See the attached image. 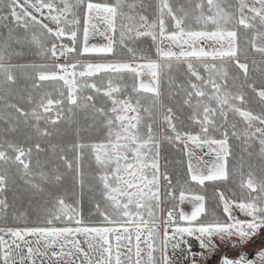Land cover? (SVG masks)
Here are the masks:
<instances>
[{"label":"snow or ice","instance_id":"snow-or-ice-1","mask_svg":"<svg viewBox=\"0 0 264 264\" xmlns=\"http://www.w3.org/2000/svg\"><path fill=\"white\" fill-rule=\"evenodd\" d=\"M82 3L83 0H78L77 5L65 2L61 7L56 0H0V23H4L5 27L9 23L14 24L26 32L39 26L40 34L37 36L34 33L31 42L41 50H44L41 39L44 35L54 36L56 39L67 37L72 41V47L53 42L50 49L53 59L66 57L69 53L81 56L115 55L114 40L108 33L116 31L118 16H123L129 21L128 24L121 26L120 43L127 47V51L134 59H144L146 63L133 65L77 62L56 64L51 71L43 68L37 70L38 81H63L67 86L66 101L69 105V114L81 107V97L77 92L79 85L75 79L77 75L87 79L101 72L117 74L128 72L139 79L147 74L152 79L149 84L141 82L139 91L151 93L155 98L160 95L156 86L158 74L164 68L174 67L173 61H184L188 73L198 82L190 83L187 91L188 99L185 103L193 106L191 101L193 98L196 99V104L193 106L196 109L193 120L199 122L202 134L192 135L178 131L173 123L176 117L169 108L165 120L175 135L169 136L168 139L171 142L185 143V150L188 143L196 148H203L206 145L215 154V160L207 166L206 172L199 165L194 166L189 163L191 180L203 185L205 181H216L226 177V160L230 154L229 132L225 131L222 139L211 138L209 132L216 128L217 117L227 122L229 112L242 117L246 122V127L242 130L237 129L236 124H232L231 136L240 140L245 149L252 147L253 141H258V155L264 158V109L254 114L243 108L246 103L245 96L242 92L233 93L229 90L226 66L215 63L217 59L225 57L237 60L240 38L237 29L240 27L246 32V42L256 53L264 56V0H238V3L207 0L206 5L203 2L195 3L192 15L196 24L201 26L199 30H194L188 23L189 13L184 11V8L177 10L170 0H159L158 34L156 22L149 23L145 15L137 16L135 3L127 4L130 14L125 16L124 5L120 0H117L115 5L88 0L82 9L84 42L83 47L79 48L77 31L60 25H67L69 22L79 25L77 12L73 11V8L79 7ZM45 10L57 25L55 31L37 18V14L44 16ZM69 13L72 16L71 21L67 19ZM169 18L174 22L173 30L167 27L166 21ZM93 20L96 22L91 23ZM248 33L251 35H247ZM97 34L108 43L90 45L89 36ZM142 37H150L153 44L159 39L156 52L163 63H157L147 56L136 57V49L128 47V43ZM16 43L12 39L11 30L7 37L0 40V78H2L0 85L6 88L16 84L18 70L30 67L11 63L12 59L20 56L14 51ZM173 46L179 51L173 50ZM193 61L196 63L194 64ZM200 66L208 73L206 78L198 71ZM236 66L243 70L247 79L249 66L238 61ZM37 86L34 79L33 87ZM84 87L100 91L94 83L85 84ZM248 87L256 92L253 84H249ZM117 91L119 89L109 82L108 89L104 93L112 99L111 112L115 114L114 120H108L109 127L119 122L120 130L116 132L115 141L109 139L107 143L75 145L78 153L75 162L68 160L64 155L59 156L61 163L70 170L74 169L77 178L82 182L81 154L85 149H90L94 154L95 163L104 173L99 177L102 193L111 206L105 209H101L99 205L96 207V212L103 218L104 226H85L76 208L68 206L64 199L49 192L51 208L38 223L33 226L0 227V264H36L37 259H40V264H44L45 258L48 264H264V237L261 236L264 232V177L257 182L252 171L248 172L246 181L241 182L243 188L250 190L246 201H230L223 192L219 193L223 214L226 217L224 220L204 221L202 214H207L205 197L198 194L187 197L181 190L179 201L183 203L185 199L190 198L194 207L190 215L180 211L178 220L176 208L170 209L164 221L165 230L161 240L154 211L159 207V144L151 126L148 127L147 136L142 134L138 114L135 116L124 114L138 113L139 101L133 106L128 100L112 98L113 93ZM256 95L259 103L264 105V86ZM59 97L41 95L39 103L31 113L15 103L6 104L5 110L6 112L12 110L18 114L15 117L17 121L23 118L27 122L28 117L31 116L37 124L40 120H44L45 123L55 126L57 121L67 118L63 109L65 103L63 91L59 92ZM86 99L91 101L93 97L88 96ZM205 100L214 101L217 107L204 103ZM30 102L35 103L31 99ZM155 103L153 99V104ZM85 106L94 107V105ZM144 111L147 112L149 109L145 108ZM201 111L202 119H200ZM96 112L103 113L104 109H96ZM4 119L11 122L13 116L9 114ZM257 122L259 126H256ZM36 132L50 135L47 129L41 133L39 127H36ZM35 147L39 151L40 145L36 144ZM31 157L32 148L26 150L23 146L11 142L0 145V163L3 165L0 167V193L8 188L9 170L12 166L18 170L22 168L25 178L36 175L32 172ZM37 165L39 166V161ZM149 172L150 178L147 174ZM38 175L42 181H47L52 186L60 185L63 180L59 168L51 174L40 171ZM164 179L168 180L166 174ZM28 185L33 196L43 197L45 190L40 184L29 181ZM169 187H171L170 181ZM173 192L169 195H173ZM253 192L258 195H251ZM130 206H134V212L129 210ZM233 206L238 208L247 219H236L233 215ZM7 207V201L0 199V209ZM144 210L147 211L149 219L141 215ZM56 221L64 222L66 225H72L75 221L76 226L57 227ZM180 222L184 224L181 225ZM169 227L172 229L171 233L168 231ZM189 238H194L198 242L197 250L192 249ZM257 241L260 244L259 249L254 254L248 252L246 249ZM157 252L161 253L159 260L156 259Z\"/></svg>","mask_w":264,"mask_h":264},{"label":"trees","instance_id":"trees-1","mask_svg":"<svg viewBox=\"0 0 264 264\" xmlns=\"http://www.w3.org/2000/svg\"><path fill=\"white\" fill-rule=\"evenodd\" d=\"M88 0H83L86 4ZM92 2L109 3L112 0H92ZM173 7L179 10L184 8V11L189 13L188 23L194 28L199 29L201 26L196 24L195 17L192 15L193 6L195 3L203 2L206 5L207 0H170ZM225 2L237 3L236 0H225ZM156 1L155 0H140L139 9L148 20L156 19ZM142 5V7H140ZM207 9L205 8V13ZM81 12V19H82ZM183 15V13H181ZM169 30H173L174 22L170 18L166 21ZM82 25V23H80ZM242 27L238 28L239 31ZM11 30L12 39L17 42L14 51L19 53L18 58L12 59V64L28 65L30 67L24 70H18L17 82L11 88H6L0 85V145L5 142H11L23 146L26 150L32 148L31 168L36 175L25 178L23 170L12 166L9 170L8 188L5 192L0 193V199L7 201L8 207L0 209V227H23L25 225L33 226L38 223L39 219L44 218L47 211L51 208V200L49 192L55 196L65 200L70 207L76 208L82 218L85 226H103V218L96 212L97 205L101 209L110 208L109 202L102 193V188L99 182V168L93 159V153L90 149H85L81 154L80 166L82 172V182L77 178L75 170H70L66 165L59 160L60 155H64L68 160L75 162L77 157V144H92L99 143L106 139L108 130V119L111 114L112 101L108 96L104 95V90L108 88L109 82L112 85H117L119 88L118 95L126 98L133 106L139 101L138 112L142 122L151 125V128L158 131V113L161 114V152L163 161V170L168 177L165 180L163 177V194L166 202L172 201L177 193L184 188L191 193H197L205 197V209L207 214H202L204 221L212 219L224 220L226 217L223 214V205L219 200V193L223 192L227 199L237 202L246 201L250 190L241 186L242 180L247 179L249 171H252L257 179V182L264 177V158H261L259 153L258 143L253 141V146L245 149L242 142L231 136L232 124H236L237 129H244V120L238 115L231 112L228 114L227 122L223 118L217 117L215 123L216 128L211 130V136L216 139H222L225 131L229 132L228 143L230 154L226 160V177L216 181H205L203 185L193 183L188 179V173L185 166V156L182 142H171L169 136H174L171 128L165 120L168 114V109H172V115L176 117L173 121L178 131L184 133H197L201 131V126L198 121L193 120V106L185 103L187 100V91L191 81H195L185 69L177 63H173L174 67L164 68L160 72V100L153 97L151 93H143L136 89V77L128 72L123 73H97L93 77L81 79L85 84H96L100 91L97 92L89 87H78L77 92L80 99L81 107L74 110V113L69 114L66 97L67 86L63 81L58 82H40L36 78L38 69L48 71L54 70L56 64L64 62L62 58L53 59L50 55L51 44L59 43V40L54 36L44 35L41 37L44 44V50H41L37 45L31 42V38L35 33L40 34V28L25 31L23 28H17L14 24L9 23L5 27L4 23H0V40L7 37ZM79 31V28H78ZM63 42L68 46H73L72 41L68 38H62ZM77 47L82 48V35L78 32ZM115 55H97L88 54L86 56L69 53L66 56V62L71 61H90V60H132L134 58L127 51V47L115 43L113 45ZM128 47L136 49L135 54L141 53L148 59H155V47L150 37H142L138 40L131 41ZM230 60L225 57V60L232 64V74L230 76L237 89L236 92H242L245 96L246 103L242 106L249 109L254 114H258L264 105L259 103V98L256 93L264 86V60ZM256 57V56H249ZM245 63L249 66L247 79L245 73L236 65V61ZM2 79V78H0ZM36 79L37 87H33V81ZM253 84L256 88L254 92L248 87ZM183 85V87H181ZM64 92V114L67 118L57 121L53 126L51 123H45L40 120L39 123L31 116L25 122L23 118L19 121L15 119L18 115L12 110L6 112L5 105L15 103L23 110L31 113L33 108L39 103L41 95L49 94L53 98H60L59 92ZM92 96L93 100L88 101L86 98ZM34 100L35 103H31ZM153 99L156 103L153 104ZM192 99L191 104L193 103ZM85 105H94L86 107ZM147 108L149 111L145 112ZM96 109H104L103 113H97ZM41 111H43L41 109ZM12 115L13 120L8 122L4 119L6 115ZM36 127H39L41 133L47 129L50 135H42L36 132ZM36 144L40 145L39 151L36 150ZM251 153V154H250ZM39 161V166L37 165ZM0 163V167H2ZM56 168H59L63 175V180L60 185L52 186L47 181H42L38 173L40 171L46 174H51ZM40 184L45 192L43 197L33 196L29 189L28 182ZM169 181L171 187H169ZM174 190V192H173ZM173 192V195H169ZM255 192L251 193L254 195ZM258 195V193L256 194ZM173 202V201H172ZM171 202V204H173ZM163 215L177 205H162ZM178 217V213H177ZM182 225L184 222H180ZM55 226H72L75 227V221L72 225H66L64 222L56 221Z\"/></svg>","mask_w":264,"mask_h":264},{"label":"rangeland","instance_id":"rangeland-1","mask_svg":"<svg viewBox=\"0 0 264 264\" xmlns=\"http://www.w3.org/2000/svg\"><path fill=\"white\" fill-rule=\"evenodd\" d=\"M155 1H156V4H155V6H156V9H155L156 10V19H155V22L157 24L156 31H157V34H158L159 33V27H158V24H159V13H158L159 0H155ZM236 1L238 3V0H236ZM65 2H68V3L72 4V5H77L78 0H56V3L58 5H60L61 7H63V4ZM116 3H117V0H112V2H111L112 5H115ZM120 3L122 5H124L123 11L125 13V16H127V15L130 14L129 13V9L127 8V4H129V3H135L137 5V8L135 9V13L137 14V16L138 15H144V14L141 13V11L139 9L140 0H120ZM85 6H86V4H83L82 3V4L79 5V7L73 8V11L77 12V19H79V21H80V23H82V25H80V23H79V25H73L71 22H69L67 25H65V24H61L60 25V27H65L66 29L77 31V34H78V32L81 33V35H82V47H83V42H84L83 41L84 25H83V15H82V19H81V12H82V9ZM82 14H83V12H82ZM37 18L38 19H41L42 23L47 24L48 27L52 28L54 31L56 30L57 25H56L55 22H53L50 19V17L48 16L47 10H45L44 16H40L39 14H37ZM67 19L69 21H71V19H72L71 13H69L67 15ZM95 22H96L95 20L91 21V23H95ZM148 22L149 23H152L154 21L153 20H151V21L148 20ZM128 23H129V21L126 20L125 17H123V16H118L117 17V19H116V31L115 32H111L110 31L108 33L110 36L113 37L114 44L115 43H118L119 45H122L120 43L121 26L122 25H126ZM78 28H79V31H78ZM194 30H199V29H194ZM238 32H239V36H240L239 41H238V48H239V55L238 56H242V57H239L238 59L239 60H243V61H245V60H252V59H262V60H264V56H261L260 54L256 53L251 48L250 44H248L246 42V40H245V35H246L245 30L242 28ZM247 35L250 36L251 34L248 33ZM62 38H67V37H62ZM62 38L58 39L59 40V43H57V44L58 45L64 44V45H67L68 46L67 43L63 42V39ZM125 39H127V37H125ZM106 43H108V41L106 39H104L103 37L99 36L98 34L97 35H90L89 36V44L90 45H92V44H106ZM129 44H131V41H129L128 45ZM158 44H159V39L157 40L156 44H154L156 57H155V59H151V60H153V61H155L157 63H163V61L160 60V58H159V56H158V54L156 52V47H157ZM69 47H71V46H69ZM173 50L179 51V49L178 48H175V46H173ZM58 51H59V49H58ZM135 55H136V57L145 56L144 54L141 55V53L135 54ZM249 56H256V57H249ZM222 60H225V59L224 58L217 59L215 61V63L218 64V65H225L226 66V70L228 72V80H227V83H228V86H229V90L232 91L233 93H236V90L235 89H237V88H236V86L234 85L233 81L230 78V76L232 74V69H231L232 64H231V62H227V61L221 62ZM239 60H238V62L240 63ZM124 61H126V60H111V61L90 60V61H81V62L82 63H124ZM146 62L147 61L144 60V59L137 58V59L128 60L125 63H129V64L135 65V64H141V63H146ZM65 63H67V64H76L77 61H71V62H66L65 61L62 64H65ZM172 63L179 64L188 73L187 66H186V62H184V61H173ZM193 63L195 64L196 62L193 61ZM236 63H237V61H236ZM69 71H71V69ZM77 71H79V69H77ZM198 71L205 78L208 76V73L203 69L202 66L198 67ZM75 79H76L79 87H82L84 85V82L81 80V79H83L82 77H79L77 75V77ZM139 79L141 80V82H143L145 84H149L152 78H151L150 75L145 74V75H142ZM192 82H197V81H191L190 83H192ZM139 84L140 83L138 82V79L136 78V85L135 86H136V89L137 90H139ZM156 86H157L158 92L160 93V73L158 74V77L156 79ZM113 87L118 88L117 85H113ZM107 89H105L103 92L105 93V91H107ZM209 91H211L210 88H209ZM118 92L119 91L113 93L112 98L118 99V100H127L126 98L120 97L118 95ZM157 98H158V101H159L160 100V95ZM111 101H112V99H111ZM204 103H210V106L217 107L214 101L213 102H209V101L205 100ZM195 104H196V100H193L192 105L194 106ZM112 107H113V105H112ZM246 110H249V109H246ZM192 111L194 113L196 112L195 107L192 108ZM194 113H193V115H194ZM124 114L125 115H129V116H135V115L138 114L140 116L139 112L138 113H124ZM53 116H55V111H53ZM202 118H203V113L201 111L200 119H202ZM109 119H113L114 120L115 119V114L111 112V114L109 116ZM140 120H141V123L139 125L140 130H141L142 134H144L145 136H147L148 127L151 126V125L143 123L142 122V119H141V116H140ZM157 121H158V131L155 132L154 129H152V131H153V134H154V137H155L157 143L159 144V149H158V151H159V160H158V162H159V175H160V179H159V193H158L159 194V207L156 208L154 211H155V215L157 217L156 227H157V229L159 231L160 238L162 240L163 233H164V230H165L164 221H165V219L167 217V214H168V212H167L166 214L163 215V212H162V207L163 206L162 205H167L168 203H170V205H177V213H179L180 211H183L185 214L190 215L191 214V211H192V209L194 207V204H193V202H191L190 198L189 199H185L184 202L181 203L179 201V195H180V192L181 191H179L177 193V196L175 197V199L172 200L173 202L171 200L168 201V202H166V200H165V204H164V201H163L165 199L164 194H163V189H164L163 188L164 170H163V161H162V152H161V131L162 130H161V125H160L161 124V121H162V118H161L160 112L158 113V120ZM256 126H259L258 122H257V125ZM168 127H169V125H168ZM245 127H246V122H244L242 128H245ZM118 130H120L119 129V122H117L116 125L113 126V127H111V128L108 125L106 139L104 141H102V142H99V143H107L109 139L113 140V142H114L115 141V135H116V132ZM200 130L201 131H199L197 133H191V134L192 135L202 134V129H200ZM110 133H111V136H110ZM209 136L211 138H213L211 136V132H209ZM255 142L258 143V141H255ZM182 144H183V151H184V156H185V166H186L187 173H188V179H189V181H191L193 183H198L196 181L191 180V176H190L189 171H188V165H189V163H192L194 166L195 165H199L206 172L207 166H210V164L212 162H214V160H215V154L206 145L203 148H196L191 143H188L187 150H185V143H182ZM258 146H259V143H258ZM93 159L95 161L94 154H93ZM113 167H115V164H113ZM98 168H99V166H98ZM103 174L104 173L99 169L98 177H100ZM147 174L149 175V178H150V172L147 173ZM99 182H100V179H99ZM100 185H101V188H102V183L101 182H100ZM187 189L188 188H184V190H183L185 192V195L187 197H190L191 195H196L197 194V193L187 192L186 191ZM256 194L257 193H254L253 196H256ZM173 197L174 196H172V198ZM105 199H106V197H105ZM171 202L173 204H171ZM109 205H110V202H109ZM129 210L134 212L135 211L134 206H130V209ZM141 215L143 216V218L149 219L146 210L142 211L141 212ZM233 215L235 216L236 219H240V220L247 219L245 217V215L239 211L238 208H235V206H233ZM177 220H178V217H177ZM149 226H151V225H149ZM171 230H172L171 227H169L168 228V231L170 233H171ZM261 236L264 237V232L261 233ZM31 239H34V238H31ZM81 239H83V237H81ZM189 242L192 245V249L194 251L198 249V242L194 238H189ZM259 247H260V244H259V241H257V243H255L253 245H250L246 250L248 252H251V253L254 254L259 249ZM169 252H171V249H169ZM160 256H161V253L157 252L156 253V259L159 260L160 259ZM36 264H40V259H37ZM44 264H48L46 258L44 260Z\"/></svg>","mask_w":264,"mask_h":264},{"label":"built area","instance_id":"built-area-1","mask_svg":"<svg viewBox=\"0 0 264 264\" xmlns=\"http://www.w3.org/2000/svg\"><path fill=\"white\" fill-rule=\"evenodd\" d=\"M60 58H62L64 61H66V57H60Z\"/></svg>","mask_w":264,"mask_h":264},{"label":"crops","instance_id":"crops-1","mask_svg":"<svg viewBox=\"0 0 264 264\" xmlns=\"http://www.w3.org/2000/svg\"><path fill=\"white\" fill-rule=\"evenodd\" d=\"M125 62H126V61H124V63H125ZM61 64H62V63H61ZM138 82H139V83H141V80H140V79H138Z\"/></svg>","mask_w":264,"mask_h":264}]
</instances>
